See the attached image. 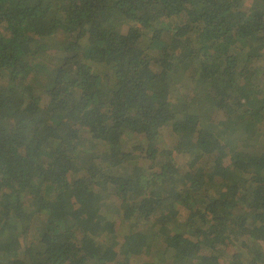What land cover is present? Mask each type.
Here are the masks:
<instances>
[{
  "label": "trees",
  "instance_id": "1",
  "mask_svg": "<svg viewBox=\"0 0 264 264\" xmlns=\"http://www.w3.org/2000/svg\"><path fill=\"white\" fill-rule=\"evenodd\" d=\"M143 255L264 264V0H0V264Z\"/></svg>",
  "mask_w": 264,
  "mask_h": 264
},
{
  "label": "rangeland",
  "instance_id": "2",
  "mask_svg": "<svg viewBox=\"0 0 264 264\" xmlns=\"http://www.w3.org/2000/svg\"><path fill=\"white\" fill-rule=\"evenodd\" d=\"M161 135V142L162 143H166L167 141L169 142L171 140V137L169 135V132L168 130H163V132L160 134ZM136 138L135 137H129V138H125L124 141H123V145L122 147L124 148V150H129L132 148V144L135 142ZM225 164H227V160L225 159L224 160ZM186 210L183 209V208H180V216L181 217H184L186 215ZM127 227H128V223H121V224H118V222H116V227L114 228V230L116 231L118 235V239L121 240L122 236L124 233H126L127 231ZM33 229V228H32ZM31 231V229H30ZM34 232V230H32L30 233ZM169 256V255H168ZM148 257L146 256H142L138 261H134L133 260V263L132 264H142L143 261L147 260Z\"/></svg>",
  "mask_w": 264,
  "mask_h": 264
}]
</instances>
